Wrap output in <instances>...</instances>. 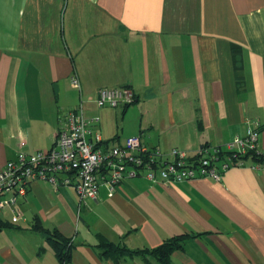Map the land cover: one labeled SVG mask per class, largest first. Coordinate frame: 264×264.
I'll list each match as a JSON object with an SVG mask.
<instances>
[{"label": "crops", "instance_id": "0c3cea01", "mask_svg": "<svg viewBox=\"0 0 264 264\" xmlns=\"http://www.w3.org/2000/svg\"><path fill=\"white\" fill-rule=\"evenodd\" d=\"M117 86L134 102L97 107L98 90ZM80 101L105 141L137 135L193 155L256 130L264 150V0H0V169L20 141L50 148ZM243 158L219 180L138 176L83 200L34 180L2 219L0 264H163L104 256L99 237L133 251L184 234L167 264H264V170ZM51 233L69 241L68 261Z\"/></svg>", "mask_w": 264, "mask_h": 264}, {"label": "built area", "instance_id": "2783aa9c", "mask_svg": "<svg viewBox=\"0 0 264 264\" xmlns=\"http://www.w3.org/2000/svg\"><path fill=\"white\" fill-rule=\"evenodd\" d=\"M73 86L80 89L77 76H71ZM135 94L128 86L102 87L98 90L97 107L133 103ZM59 126L53 145L48 149L26 151L20 141L15 157L8 159L0 169V219L14 213L19 197L28 185L37 179L45 180L54 188L71 186L80 200L96 198L100 185L113 193L124 180L138 176L154 182L171 185L183 181L211 177L219 180L222 173L233 166H243L247 149L259 156L252 169L264 170V150H258L256 130L246 137L235 136L223 150L220 146H200L193 155L186 150L143 144L137 135L121 142L105 141L93 133L98 115L87 116L82 101L76 107L59 115Z\"/></svg>", "mask_w": 264, "mask_h": 264}, {"label": "trees", "instance_id": "16d2710c", "mask_svg": "<svg viewBox=\"0 0 264 264\" xmlns=\"http://www.w3.org/2000/svg\"><path fill=\"white\" fill-rule=\"evenodd\" d=\"M251 158L255 162H258L260 160L259 156L254 155V153H251ZM5 225H7V222L0 219V226H5ZM35 229L39 232H44V233L46 232L44 231V229H42L40 225H36ZM186 236L188 235L184 234L182 236L178 235L171 237L170 239L164 241L159 246L153 249H139V250L131 251L114 243L108 242L102 237H99L100 240L98 246L101 248L102 255L104 256H110L112 258H116L118 256H125V255L131 256V255L153 254L157 256L163 264H167L169 259V254L172 251V249L178 246V242L181 241V239L185 238ZM50 238L53 239L50 240V243L52 244V247L54 248L56 256L58 257L60 262L68 261L70 258L69 241L54 233H51Z\"/></svg>", "mask_w": 264, "mask_h": 264}]
</instances>
